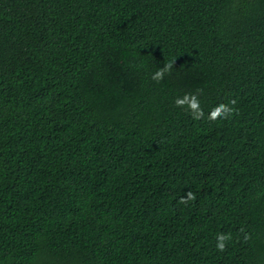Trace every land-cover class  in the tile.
<instances>
[{"label": "trees", "instance_id": "1", "mask_svg": "<svg viewBox=\"0 0 264 264\" xmlns=\"http://www.w3.org/2000/svg\"><path fill=\"white\" fill-rule=\"evenodd\" d=\"M0 264H264V0H0Z\"/></svg>", "mask_w": 264, "mask_h": 264}, {"label": "clouds", "instance_id": "2", "mask_svg": "<svg viewBox=\"0 0 264 264\" xmlns=\"http://www.w3.org/2000/svg\"><path fill=\"white\" fill-rule=\"evenodd\" d=\"M217 239H218L217 247L222 249L224 247L223 240L225 239V237L223 235H220V236H218Z\"/></svg>", "mask_w": 264, "mask_h": 264}]
</instances>
